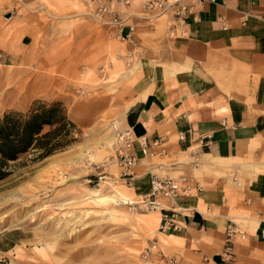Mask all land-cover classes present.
<instances>
[{
  "label": "rangeland",
  "instance_id": "rangeland-1",
  "mask_svg": "<svg viewBox=\"0 0 264 264\" xmlns=\"http://www.w3.org/2000/svg\"><path fill=\"white\" fill-rule=\"evenodd\" d=\"M132 2L122 11L136 13L141 2ZM92 8L81 0H0V114L60 102L76 128L70 144L42 160L21 156L0 180V264H167L161 214L122 204L118 194L141 197L112 161L115 130L124 128L120 115L147 56L114 37ZM155 19L165 30L168 16ZM252 162L264 172V151L224 160L230 184L236 172L241 188ZM105 196L117 203L97 201ZM231 216L241 231L258 226L246 207Z\"/></svg>",
  "mask_w": 264,
  "mask_h": 264
},
{
  "label": "crops",
  "instance_id": "crops-1",
  "mask_svg": "<svg viewBox=\"0 0 264 264\" xmlns=\"http://www.w3.org/2000/svg\"><path fill=\"white\" fill-rule=\"evenodd\" d=\"M135 10L125 12L124 25L134 26L130 45L147 57L121 125L148 143L158 140L166 154L144 157L136 147L138 165L130 183L123 180L142 197L150 174L186 178L190 191L177 199L175 213L164 210L160 218L166 215L178 227L161 234L171 239L168 256L179 264H225L217 253L227 245L225 228L235 222L231 211L239 206L259 222L256 230L244 227V239L231 240L234 261L226 264H264V172L256 170L261 163L242 171L241 188L238 181L230 184L222 168L224 160L264 151V0L206 1L196 19L188 18L183 38L167 35L170 21L162 30L164 18L153 24L141 7Z\"/></svg>",
  "mask_w": 264,
  "mask_h": 264
},
{
  "label": "built area",
  "instance_id": "built-area-1",
  "mask_svg": "<svg viewBox=\"0 0 264 264\" xmlns=\"http://www.w3.org/2000/svg\"><path fill=\"white\" fill-rule=\"evenodd\" d=\"M93 6L92 14L101 24L111 28L113 36L123 42L134 44L133 25H124L125 12L120 10V7H129L132 0H82ZM216 3V0H141V15L145 19L155 15H168L170 27L168 32L173 36L183 38L186 36L187 20L192 15L196 19L195 11L204 2ZM183 137H181L182 139ZM136 147L142 156H162L165 155V147L158 140L148 143L146 137H136L132 131L122 130L116 135V140L113 144V157L115 164L121 170V176L129 183L133 176V170L138 165V157L136 155ZM150 188L149 191L142 196L141 204L146 210L160 212L171 211L175 213V204L181 195H185L189 190L186 178L172 179L166 176L160 177L156 174H150ZM232 183L239 185L237 179L234 177ZM244 204L249 203V199L245 198ZM264 217V216H263ZM159 228L162 233L170 230H178V227L173 223L171 218L166 215L160 221ZM227 245L220 253H217L222 263H230L234 261V246L231 240L233 238L243 239L245 231L238 229L235 222L230 223L225 228ZM148 251L144 258L149 255ZM162 261L167 264H179L174 256L163 255L161 253Z\"/></svg>",
  "mask_w": 264,
  "mask_h": 264
},
{
  "label": "trees",
  "instance_id": "trees-1",
  "mask_svg": "<svg viewBox=\"0 0 264 264\" xmlns=\"http://www.w3.org/2000/svg\"><path fill=\"white\" fill-rule=\"evenodd\" d=\"M47 129V130H46ZM75 125L60 102H35L25 113L0 114V180L21 156L42 160L74 141Z\"/></svg>",
  "mask_w": 264,
  "mask_h": 264
},
{
  "label": "bare ground",
  "instance_id": "bare-ground-1",
  "mask_svg": "<svg viewBox=\"0 0 264 264\" xmlns=\"http://www.w3.org/2000/svg\"><path fill=\"white\" fill-rule=\"evenodd\" d=\"M139 1V0H138ZM81 2L82 3H84V1H82L81 0ZM140 2H141V0H140ZM86 4H88V3H86ZM131 6V5H130ZM129 6V7H130ZM129 7H120V10L122 11V9H125V8H129ZM123 12V11H122ZM163 16H165V14H162V15H155L154 17H163ZM168 16V15H167ZM147 18H149V17H147ZM151 19V18H150ZM149 20V19H148ZM168 21H169V19H168ZM170 25V24H169ZM170 27V26H169ZM167 35L170 37V38H177L176 36H177V34H175V35H171L169 32H168V30H167ZM121 118H120V121H122L123 119H124V117H123V114L120 116ZM102 122V121H101ZM117 125V124H116ZM111 128H113V129H115L116 128V126H115V124H111ZM110 127V126H109ZM122 130H130V129H118V130H115V133H116V135L119 133V132H121ZM116 135H115V138H114V142H115V140H116ZM114 142H113V144H114ZM112 148H113V145H112ZM113 163L115 164V162L113 161ZM117 165V164H116ZM135 169V168H134ZM171 178V177H170ZM172 179H174V178H172ZM101 180V179H100ZM97 193H99V190H93L92 191V194L93 195H95V194H97ZM99 195V194H98ZM96 196V195H95ZM101 196V195H100ZM118 197L120 198V200L122 201V204L123 205H139V207H142V208H144L143 207V205L141 204L142 202H141V200H142V197H141V200H129V199H127V198H125V197H123L122 195H119L118 194ZM117 199V198H116ZM113 196H105V197H97V201L98 202H101V203H105V202H109V201H114V202H116L117 203V200H116ZM120 201V202H121ZM136 208H133V210H135ZM150 213H152V214H154V213H157V214H161V212H159V210H155V211H151ZM181 213V212H180ZM160 218H161V216H160ZM153 219H156V217L154 216L153 217ZM161 221V220H160ZM157 222V221H156ZM159 224H160V222H159ZM244 239V238H243Z\"/></svg>",
  "mask_w": 264,
  "mask_h": 264
}]
</instances>
